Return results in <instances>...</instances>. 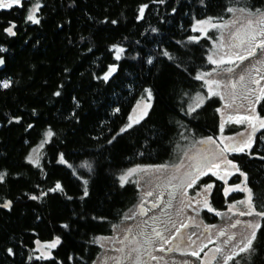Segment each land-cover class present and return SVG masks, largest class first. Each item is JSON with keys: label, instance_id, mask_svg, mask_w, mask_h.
I'll return each mask as SVG.
<instances>
[{"label": "trees", "instance_id": "trees-1", "mask_svg": "<svg viewBox=\"0 0 264 264\" xmlns=\"http://www.w3.org/2000/svg\"><path fill=\"white\" fill-rule=\"evenodd\" d=\"M36 2L0 9V81H11L0 87V172L6 173L0 205L12 202L0 207V264H93L100 238L125 219L140 194L134 176L123 186L119 177L171 163L189 137L220 131L217 96L189 109L197 93L207 94L197 75L216 67L208 59L211 38L194 26L224 20L233 7L262 11L264 0H39L34 24L26 17ZM142 5L148 7L140 18ZM11 24L15 36L4 32ZM113 45L124 49L119 60ZM110 65L117 70L105 81ZM146 90L152 94L147 115L121 132ZM257 112L264 117V99ZM49 129L54 135L37 166L27 158ZM262 137L264 129L250 149L229 154L247 174L256 212L264 211ZM61 153L66 163L58 162ZM241 178L238 173L235 181ZM57 182L63 191L48 192ZM260 224L253 249L228 264H264V217ZM56 237L61 243L52 258L37 260L36 241Z\"/></svg>", "mask_w": 264, "mask_h": 264}, {"label": "rangeland", "instance_id": "rangeland-1", "mask_svg": "<svg viewBox=\"0 0 264 264\" xmlns=\"http://www.w3.org/2000/svg\"><path fill=\"white\" fill-rule=\"evenodd\" d=\"M33 7V6H32ZM233 11L230 12L229 16L221 21H212V23L227 25L226 27L213 28L208 23L196 24V32L202 35H208L211 39V47L209 56L215 60H220L223 58L225 61L230 58L235 61L233 53L239 52L242 55H247V49L251 46L248 41H245L241 45L240 39L236 38L235 34H238L241 38H244L247 34L251 32H259L261 28H264V23L261 22L262 17L260 13H264V9L259 12H249L246 9L233 7ZM208 21V20H207ZM249 21L252 23L249 24ZM264 50L257 49L254 56L248 57V59L240 62L235 61L232 64L224 63L221 65H216L212 70H208L202 74L208 73L206 75L204 82L207 89V94L197 93L190 104L189 109L195 107L198 103V96L205 100L206 96H209V85L206 83L208 80L218 81L219 84L211 85L212 90L217 93V96L221 100V106L219 107V113L221 116V131L218 134L217 138L212 137L214 143H200V141H207L209 138H198L194 139L189 137L187 144L178 148L176 158L168 163V166L165 167H138L137 172L132 176L140 188L142 193L147 192H157L161 190H171V187L185 190L189 182H191V177L194 176L195 168L198 162L199 157L204 153H213V158L211 163L220 164L221 167L217 170L220 172L227 170L233 171L231 165L222 163L223 161H228V151H224L221 154V149H224L225 145H232L234 143H241L248 139L249 134L252 132L251 126L248 122L236 123L234 120L229 121V116H244L253 114L250 109H255L257 112L256 97L259 95V89L264 87V80H261L260 77L264 75ZM232 68V72H228L227 69ZM258 70V71H257ZM243 75L245 79L240 81V76ZM260 80L259 84H254L253 80ZM235 84V88H233ZM255 90V91H251ZM214 96V95H213ZM152 105V95L151 97H143L135 106L131 116L130 122L132 125L135 124L134 121L141 120V117H144V112H148ZM231 105V107H229ZM261 117V116H260ZM264 118V117H261ZM235 124L240 126L242 129L239 131L227 132V128L230 124ZM126 128V127H125ZM128 129V128H127ZM255 134V133H254ZM254 137V135H253ZM49 139L45 137L37 145H35L30 151L28 157L31 155L33 159L37 157L40 160L41 151L43 147H40L41 143ZM36 152H33V150ZM247 150V149H246ZM231 152H241V151H231ZM203 168L204 172H208L209 168L204 165H200ZM216 168H213L212 171H215ZM198 172L196 176L199 174ZM245 199V197L243 198ZM241 199V200H243ZM240 201V200H238ZM237 201V202H238ZM236 202V211H231L230 214H225L221 223V227L225 225V229L229 233L235 234V240L230 242V244L225 245L224 255L231 253L232 251H237L235 247L237 244H240L241 241L249 238L251 236L252 228L247 227L248 222H259L261 221L260 216H240L238 213L240 211H247V206L244 204H238ZM136 208H133L126 215H130L132 218H127L125 221H122L118 226H116L115 235L110 238H105L104 236L100 238L99 244L102 246L101 252L98 254L93 264H107L110 256H116L118 252L122 254L123 252L118 251V249L125 248V242L128 239H131L136 236V230L139 228L146 227L144 217L141 216V213L136 212ZM135 212L138 214L135 217ZM129 219V220H128ZM241 223L236 224L233 228L231 224H235L236 221ZM113 239H116L112 241ZM40 242V241H39ZM51 242V241H50ZM49 242H40V245H35L34 255L35 257L41 256L42 252L44 254L52 252L53 249H48L43 247ZM111 246V247H109ZM223 264V258L221 260Z\"/></svg>", "mask_w": 264, "mask_h": 264}, {"label": "flooded vegetation", "instance_id": "flooded-vegetation-1", "mask_svg": "<svg viewBox=\"0 0 264 264\" xmlns=\"http://www.w3.org/2000/svg\"><path fill=\"white\" fill-rule=\"evenodd\" d=\"M241 129L242 128H238L235 129V131ZM219 130L221 131V129ZM226 131L232 132L231 129L228 128ZM208 137L211 136L201 138ZM230 153L232 152L228 151L227 159L232 161L229 157ZM232 162L236 164L234 161ZM165 166L168 165L152 166L151 168ZM232 169V172L227 170L220 172V170L215 169V171H208L207 175H201L199 173V180H197L192 187L187 186L185 190L175 189L173 188L174 186H172L171 190L151 192V196L148 195L149 192L142 193L140 191L138 198L128 212L136 208L138 214L140 212L141 216L144 217L146 227L142 226L139 228L138 226L136 230L137 237L128 239L125 242L123 253L120 254L118 252L116 256H110L107 264H130V261L123 257L130 248L137 247L138 245H144L147 251L151 252L153 255L163 257L162 260H150V258L144 254L140 264H202L207 251L211 247L217 246L223 249V253H218L213 264H221L225 245L235 240L230 241L228 244L224 243V241L234 233H229L227 229H225V225L221 227L223 216L225 214H230L231 211H236L235 208L230 211L229 205L236 204L238 200L243 199L247 195V193L240 191H233L225 195V189L236 184H241L244 180L241 178L240 182H236L235 179L239 172H236L234 168ZM198 172L197 168H195V173L197 174ZM213 172H215L216 175H213ZM226 173L232 174L227 175ZM196 174L194 176H196ZM220 176H224V179L221 180L219 178ZM208 184H212L213 187L211 189H206V185ZM238 195L242 196L238 198ZM205 201L208 202V206H205ZM154 204L156 205L155 207L153 206ZM209 207L212 209L211 211ZM136 212L135 217L138 216ZM127 216L129 218L133 217L126 215L125 219ZM125 219L123 221H125ZM181 224L186 225V227L181 228ZM232 225L233 224H231V227ZM116 226L110 234L104 237H113L115 235ZM177 228L180 229L179 233L176 232ZM156 231H159L161 236H156ZM221 231H223L225 235H220ZM173 237H175V239H173ZM189 237L191 239H189ZM164 239L170 241L168 244H164V248H171L173 251L160 250V246L163 244ZM114 240L116 239L112 241ZM148 240H151L152 243L148 244ZM192 240L196 243L192 244ZM209 241H211V243ZM177 244H179L178 249L176 248ZM204 245H207V247H204V251L200 253L199 257H194L190 254L192 250H199ZM117 258H119V260Z\"/></svg>", "mask_w": 264, "mask_h": 264}, {"label": "snow or ice", "instance_id": "snow-or-ice-1", "mask_svg": "<svg viewBox=\"0 0 264 264\" xmlns=\"http://www.w3.org/2000/svg\"><path fill=\"white\" fill-rule=\"evenodd\" d=\"M164 0H160V3H163ZM22 4V0H0V9H12L14 5H21ZM148 7V5H142L140 7V18L143 17V13L144 10ZM41 8V4L39 3V0H37V2L33 5V7L31 9H29L28 15L26 17V21H31L34 24H39L40 20L39 18H37L36 13L40 10ZM173 11H175V9H173ZM229 12L233 11V9H228ZM260 16L262 17L261 22L264 23V13H260ZM112 23H116V21H112ZM198 24H203V23H208L211 25V27L213 28H218V27H226L227 25H223V24H217V23H212L211 18H209L208 21H198ZM252 22L249 21V24H251ZM16 28L15 24H11L9 27L4 29V32H6L9 36H15L16 32L14 31V29ZM194 31H196L197 29L194 28ZM155 31V30H154ZM237 39H240L241 45H243V43L245 41H248L251 46L247 49V55H242L239 52H235L233 53L234 57H235V61H244L246 59H248V57L250 56H254L256 53L257 49H261L264 50V28H261L260 31L257 32H251L249 34H247L244 38H241L238 34H235ZM190 40H197L198 37H189ZM113 48L116 49V59L119 60L121 58V54L124 52L123 48H119L116 45L112 46ZM4 49H0V51H3ZM165 55H167V53H165ZM208 59L213 63V64H217V65H221L224 63H229L232 64L235 61L233 59H229L227 61H225L223 58H221L220 60H215L213 59L211 56L208 57ZM149 63H151L152 61L149 60ZM4 60L3 58H0V64H3ZM260 63H264V61H261ZM116 66L115 65H110L109 66V70L108 72L104 75L103 79L105 81H107L109 79V77L116 72ZM228 72H232L233 69L232 68H228L227 69ZM258 71V70H257ZM206 75H210L208 73L205 74H200L197 75L196 79L198 80H204ZM245 79V77L243 75L240 76V81H243ZM261 80H264V75H262L260 77ZM206 83L209 85V96H213L216 95L217 93H215L212 90L211 85L213 84H219L218 81L215 80H208L206 81ZM254 84H259L260 80H253ZM11 84L10 80H4V81H0V87L3 88H8ZM233 88H235V84H233ZM251 91H255V90H251ZM146 92L148 93V96L151 97V91L150 90H146ZM55 95L59 96L60 92H56ZM261 99H264V87L259 89V95L256 97V103H259ZM204 100L203 98H200L198 96V103H196L195 107L192 108V111H195V108L200 107L201 104H203ZM148 107H150V105H148ZM229 107H231V105H229ZM118 111V110H117ZM250 111L253 113L251 115H244V116H240L237 115L235 117L233 116H229L228 120L229 121H235L236 123H244V122H248L249 125L251 126L252 132L249 134L248 139L246 141H242L241 143H234L232 145H225L224 149H221V154H223L224 151H245L246 149H250L252 147V143H253V135L254 133H256L257 131H259L260 129H264V118H261L258 114L255 113V109H250ZM144 115H147V112H144ZM143 118V117H141ZM16 120H19L18 117L14 118ZM11 122V121H9ZM135 123H139V120L134 121ZM29 127H32V125H29ZM132 127V123H129L126 128H122L121 132L127 131V128H131ZM221 127H223V125H221ZM54 135V133L49 129L46 132V137L48 139H50L52 136ZM264 138V137H262ZM46 141L42 142L40 147H43V143H46ZM109 143H111V141H109ZM200 143H214V141H212V138L209 137L207 139V141H200ZM33 152H36V150L34 149ZM213 158V153H204L202 154L197 162L196 168L197 170L200 172L201 175H207V172L203 171V168L200 167V165H204L205 167L209 168V171H212L213 168L219 169L221 167L220 164H213L211 163ZM30 162L36 164L37 166H39V158L37 157L36 159H33V156H29L27 158ZM59 163H66L65 159H64V154L61 153L59 155ZM222 163H226L227 165H231L232 168H234L236 170V172H239V174L241 176L244 177V180L241 182V184H236L234 186H230L227 189H225V195H228L230 192L233 191H240V192H245L247 193L245 199L238 201V204H244L247 206V211H240L238 214L240 216H252V215H256V216H260V217H264V211H260V212H256L255 207L253 206V193L252 190L250 188L247 187V181H248V177L247 174L240 171L239 167L234 164L232 161L228 160V161H223ZM70 166V165H69ZM138 169H131L129 171H127L125 174L121 175L119 177L121 186H123L125 183L128 182L129 177H131L135 172H137ZM213 175H216L215 172L212 173ZM227 175H231L232 173H226ZM6 173L4 172H0V183H2L5 179ZM221 180L224 179V176H220L219 177ZM199 180V176H194L191 177V182L188 183V187H192L193 184L196 183V181ZM85 184H87V181L84 182ZM213 187L212 184H208L206 185V189H211ZM56 191H63V187L61 185L60 182H57L55 184V186L53 188L48 189V192H56ZM41 195H47V192H42ZM84 195L87 196L88 195V191L87 188H85L84 191ZM149 196L152 195L151 192L148 193ZM31 199H38L39 197L37 196H31ZM70 198V197H69ZM12 202L11 201H5L2 205H0V207L3 208H10L11 207ZM154 207L156 206L155 204L153 205ZM205 206H208V202L205 201ZM236 207V204H230L229 205V210H233ZM209 210L211 211L212 209L209 207ZM241 223L240 221H236L235 224L232 225V227H235L236 224ZM63 227L67 228V225H63ZM181 228L186 227V225L181 224L180 226ZM247 227L252 228L253 231L251 232V236L249 238H246L245 240L241 241L240 244H237L235 247L238 249L237 251H232L231 253L224 255L223 256V264H228L229 261H232L236 256L240 255L241 253H246V252H250L253 249V245L254 242L256 240L257 237V231L260 230L261 228V224L257 221V222H248ZM180 229L177 228L176 232L179 233ZM156 236H161V233L159 231L155 232ZM220 235H225V233L223 231L220 232ZM173 239H175V237H173ZM189 239H191L189 237ZM235 239V235L233 234L232 236H229L227 240L224 241L225 244H228L230 241ZM170 241L167 239H164L163 244H161L160 246V250L161 251H173V249L169 248V249H165L164 248V244H168ZM211 243V241H209ZM37 245H40L39 241H36ZM61 243V240L59 237H56L53 241L47 243L46 245H44L43 247H46L48 249H54L56 248L59 244ZM148 244H151V240L147 241ZM192 244H195L196 242L194 240L191 241ZM204 247H207V245H204L203 247H201L199 250H192L191 251V255L194 257H199L200 253L204 251ZM176 248H179V244L176 245ZM9 254H14L13 250L11 248L7 249ZM118 251L123 252L124 249H118ZM213 255L210 257V259H215V254L217 253H223V249L220 246L215 247L214 249L211 250ZM146 254L150 260H162L163 257H158L156 255H153L151 252L147 251V249L144 247V245H138L137 247L134 248H130L126 253L125 256L123 257L124 259H127L130 261V264H140V262L143 260V255ZM51 252H48L46 254H44L42 252L41 256H37L36 259L37 260H48L51 259ZM29 259H32L31 256H29ZM119 260V258H117Z\"/></svg>", "mask_w": 264, "mask_h": 264}, {"label": "water", "instance_id": "water-1", "mask_svg": "<svg viewBox=\"0 0 264 264\" xmlns=\"http://www.w3.org/2000/svg\"><path fill=\"white\" fill-rule=\"evenodd\" d=\"M8 27H9V26H8ZM1 58H3L4 63H3V64H0V71L3 70L4 67H5V59H4V57H1ZM214 248H215V247H211V248L207 251V253L205 254L204 261H203L202 264H213V263H214V261L216 260V258H217V256H218V253H217V254H215V259H210V257L213 255V253H212L211 250L214 249Z\"/></svg>", "mask_w": 264, "mask_h": 264}]
</instances>
